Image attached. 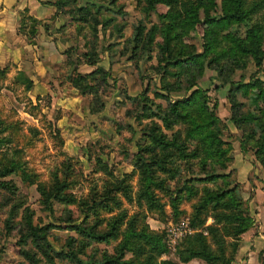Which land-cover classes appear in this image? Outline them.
<instances>
[{"label":"rangeland","instance_id":"rangeland-1","mask_svg":"<svg viewBox=\"0 0 264 264\" xmlns=\"http://www.w3.org/2000/svg\"><path fill=\"white\" fill-rule=\"evenodd\" d=\"M85 3L90 4L92 14L87 20H79L82 12L78 7ZM62 8L72 10L77 24L83 25L80 30L77 29L82 36L77 37L75 51L95 52L108 48L111 58L123 64L122 70L130 77L129 80L119 75L109 77V86L102 93L115 102L101 120V128L99 131L96 128L84 131L83 139L80 135L77 140L69 141L55 123L57 110L50 113V100L46 97L34 100L21 81L15 79L9 66L2 68L0 65V167L8 164L16 168V172L1 177L11 180L16 188L9 190L0 186V264H76L74 255L68 253L71 248L85 259L102 258L104 252L113 253L121 236L109 242H98L74 229L63 227V220L83 217L78 204L82 200H91L95 189L104 185L106 175L95 169L97 156L108 160L118 175L134 170L129 151L137 149V142L143 139L140 128L150 120L136 117L142 114L140 94L148 96L150 110L164 112L169 110L172 99L183 98L199 88L190 109H194L197 102L207 99L226 124V128L219 126L218 130L230 145L227 171L230 178L239 183L254 218L253 225L241 234L236 260L239 264H264V162L261 160L264 158V147H259V143L264 142V96L258 97L253 86L246 88L239 85L240 79L248 82L259 77L264 88V63L258 66L250 57L244 66L235 64L226 53L231 41L225 37L230 31L243 35L249 21H232L225 26L209 27L205 36L195 30L184 37L173 29L170 34H178L171 41L176 50L204 52L205 43L211 42L212 50L200 56L201 72L198 66L189 69L186 64L162 68L165 60H161L159 41L163 40V22L155 10H147L138 0H66ZM166 9V5L159 8L160 12ZM140 26L144 28L143 38L138 42L135 36ZM190 78L195 82L191 88ZM134 96H139V99H134ZM92 101L94 106L100 105L99 98ZM256 116L259 117L255 119ZM156 120L162 122L161 119ZM128 122L133 124L136 132L124 126ZM171 126L166 129L167 132L183 129L185 125L178 119ZM55 127L59 128V132ZM193 160L197 162V159ZM179 163L183 164L180 178L165 179L169 190L154 187L152 194L139 193L143 184L136 169L128 178L126 193H119L121 207L127 213L121 222V232L127 229L130 216L140 211L142 216L139 220L150 229L165 233L169 250L163 257L178 258L177 247L187 233L173 240L170 228L183 218L190 222L193 204L197 200L196 195L188 196V192L184 191L177 208L171 206V196L175 195L173 190L182 186L183 178L191 176L186 163L182 160ZM194 167L199 168L200 165L195 164ZM23 168L28 170L31 174L29 178H34L35 182L23 179ZM159 176L166 175L159 173ZM59 178L66 179L68 185L65 190L77 196L76 202L68 203L54 197L49 202L44 201L39 184L52 189ZM222 182L219 180V183ZM192 183L198 187L211 185L197 180H192ZM27 208L33 211L34 224L50 225V243L41 241L45 250L27 235ZM98 210L104 218L100 221V228L106 226V221L113 214L121 211L106 213ZM97 218L92 214L87 221L92 223ZM212 221L213 217L209 216L207 222ZM227 239L231 240V237ZM16 243L21 250H29L30 254L27 256L18 250ZM210 244L212 248H217L214 239H210ZM130 256V252L126 254V257ZM181 264L209 263L194 259Z\"/></svg>","mask_w":264,"mask_h":264},{"label":"trees","instance_id":"trees-1","mask_svg":"<svg viewBox=\"0 0 264 264\" xmlns=\"http://www.w3.org/2000/svg\"><path fill=\"white\" fill-rule=\"evenodd\" d=\"M65 1L58 0L55 3L59 9H63ZM138 3L143 4L147 10H155L163 22L161 25L163 40L159 41L161 60H165L162 64L163 69H166L168 65L186 64L190 67L189 69L198 66L202 72L200 56L212 50V44L208 41L205 43L204 52L184 51L182 48L176 50L171 41L178 35L177 33L180 32L179 34L188 37L191 35L189 32L196 30L205 36L206 29L209 27L225 26L232 21L243 20L249 21L243 35H240V32H227L225 37L230 39L231 44L226 53L232 57L235 64L241 66L246 65L250 57L258 66L264 63V0H138ZM161 5L167 6L166 11L160 12ZM78 9L82 12L79 15L80 20H87L92 14V8L88 3L81 4ZM68 12L73 14L72 10ZM81 27L83 25L78 26L79 30ZM140 27L135 36L138 42L143 38L144 28ZM173 29L177 30V33L171 35ZM150 32L153 34L152 30ZM69 51L71 49L67 50ZM101 52L86 51L84 56L89 63L96 64L101 59ZM111 75V70L101 65H97L88 73L76 72L73 79L75 84L83 92L94 93L93 100L99 98V106H94L92 101L93 111L103 108L104 101L99 92L105 91V88L109 86ZM191 80L190 78V88L195 84ZM261 83L262 79L259 77L248 82L242 79L239 81L240 86L246 88L253 86L258 97L264 96ZM27 85L30 86L31 81ZM199 89H193L183 98L172 99L169 110L164 112L150 110L148 96L145 93L140 94L143 100L142 114L136 117L150 120L140 128L143 139L137 142V149L129 151L135 166L134 170L118 175L108 160L97 156L95 169L106 175L104 185L100 189H95L91 200H82L78 204L79 209L84 213L83 217L76 220L72 218L63 220V227L74 229L95 241L109 242L117 236H121V240L113 253L104 252L102 258L85 259L71 248L68 253L74 255L76 264H181L193 258H201L209 264H239L236 260V253L240 246L241 234L253 225L254 218L248 199L239 189V183L232 180L227 171L230 145L218 130L219 126L226 128V124L215 111L214 106L211 107L208 104L207 99L197 102L194 104V109H190ZM133 98L139 99V96ZM127 113L129 114L128 111ZM174 114L177 116H172ZM258 117L256 116L255 119ZM156 118L161 119L162 122L157 121ZM178 119L184 123V128L167 132L166 129H170L172 123ZM238 125L240 127V124ZM124 126L136 132L131 122ZM58 129L55 127L56 132H59ZM259 145L263 148L264 142H260ZM193 159H197V162ZM179 160L186 163V169L191 176L183 178L182 186H177L173 190L175 195L172 194L170 203L176 209L184 191L188 192V196H197L190 218L193 231L182 236L177 247L178 258L163 257L169 250L166 235L164 232L150 229L146 223L139 220L142 216L140 211H135L130 216L127 229L121 232V222L127 213L125 208L121 207L119 193L126 191L128 178L136 169L141 175L143 184V189L139 193L152 194L154 187L169 190L165 179L180 178L183 164H180ZM261 160L264 162V158ZM195 164L200 167L195 168ZM11 172H16L14 165L3 164L0 167V186L15 190L16 186L11 180L1 179ZM159 173L166 176L160 177ZM21 174L24 180L31 176L26 168L22 169ZM192 180L211 183V185L205 184L203 187H198L192 183ZM219 180L223 181L222 184ZM29 181L35 182V179L29 178ZM67 185L66 179L59 178L52 185V189H46L39 184V190L45 202H49L53 197L68 203L76 202L77 196L65 190ZM98 209L106 213L119 209L121 211L113 214L106 221V226L100 228V221L104 218ZM32 212L30 208H27L25 214L27 235L32 236V241L45 250L41 241L50 243L48 240L50 225L34 224ZM92 214L97 215L98 218L90 223L87 219ZM209 216L213 217L210 223L207 222ZM24 236H22L23 240ZM228 236L231 240L227 239ZM210 239L216 241V249L211 247ZM15 245L27 256L30 254L27 249L21 250L19 243ZM129 252L132 256L126 257Z\"/></svg>","mask_w":264,"mask_h":264},{"label":"crops","instance_id":"crops-1","mask_svg":"<svg viewBox=\"0 0 264 264\" xmlns=\"http://www.w3.org/2000/svg\"><path fill=\"white\" fill-rule=\"evenodd\" d=\"M56 1L0 0V65L9 66L34 100H42L41 97L50 100L51 107L47 106L50 113L55 110L59 113L55 123L73 141L84 131L94 128L99 131L101 120L115 102L100 91L99 95L105 97L104 106L93 111L95 94L83 92L75 84L76 72L88 73L101 65L110 69L113 76L127 80L130 76L122 70L123 64L111 58L108 48L100 51L101 59L96 64L89 63L83 52L75 51L77 37L82 36L77 33L81 24H77L72 14L59 9ZM194 259L201 258L191 260Z\"/></svg>","mask_w":264,"mask_h":264},{"label":"built area","instance_id":"built-area-1","mask_svg":"<svg viewBox=\"0 0 264 264\" xmlns=\"http://www.w3.org/2000/svg\"><path fill=\"white\" fill-rule=\"evenodd\" d=\"M193 228L190 226L189 220L183 218L176 225H173L170 228V234L172 236L173 240H176L181 235H184L185 233L192 232Z\"/></svg>","mask_w":264,"mask_h":264}]
</instances>
